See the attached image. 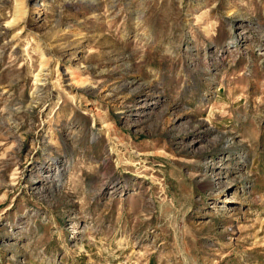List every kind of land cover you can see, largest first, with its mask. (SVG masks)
Masks as SVG:
<instances>
[{"label": "rangeland", "instance_id": "obj_1", "mask_svg": "<svg viewBox=\"0 0 264 264\" xmlns=\"http://www.w3.org/2000/svg\"><path fill=\"white\" fill-rule=\"evenodd\" d=\"M0 264H264V0H0Z\"/></svg>", "mask_w": 264, "mask_h": 264}, {"label": "bare ground", "instance_id": "obj_2", "mask_svg": "<svg viewBox=\"0 0 264 264\" xmlns=\"http://www.w3.org/2000/svg\"><path fill=\"white\" fill-rule=\"evenodd\" d=\"M67 74L69 75V81H71L72 83H74V82H79L80 81V79H79V77H78V75H77V73H76V71H74V70H70V71H68L67 72ZM75 80V81H74ZM58 180L60 179V178H62V173H58ZM219 183H221V186L220 187H222L223 186V183L222 182H219ZM211 184V183H210ZM216 186H215V184H211V188L212 189H214ZM79 230H76V232L75 233H77Z\"/></svg>", "mask_w": 264, "mask_h": 264}]
</instances>
